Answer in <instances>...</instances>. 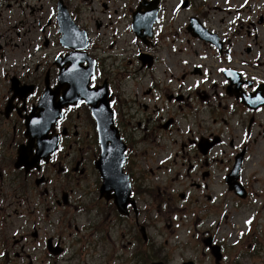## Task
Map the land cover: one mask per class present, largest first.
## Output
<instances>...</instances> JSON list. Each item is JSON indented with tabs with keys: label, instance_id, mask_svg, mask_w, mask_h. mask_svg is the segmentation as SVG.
Returning <instances> with one entry per match:
<instances>
[{
	"label": "flooded vegetation",
	"instance_id": "af4514ba",
	"mask_svg": "<svg viewBox=\"0 0 264 264\" xmlns=\"http://www.w3.org/2000/svg\"><path fill=\"white\" fill-rule=\"evenodd\" d=\"M119 1L90 0L100 17L94 26L83 23L74 0H0V231L13 215L23 218L19 227L27 229L29 213L41 212L36 195L39 191L44 196L41 188L54 182L53 173L60 175L65 189L78 185L83 175L75 202L71 201L75 190L63 193L64 205L72 207L63 234L51 233L48 222L44 228L41 222L33 223L23 241L37 251L35 256L25 253L29 264H196L200 260L239 264L244 254L232 253L242 244L235 238L239 232L230 235V242H222L207 228L199 231V238L190 244L197 258L181 260L167 252L170 242L164 234L173 236L177 214L187 205L204 197L213 199L205 164L215 148L225 145L217 133L222 127L219 115L224 110L255 108L258 102L253 95L258 90L263 95L259 105L264 104V0H176L172 10L164 4L157 7L159 0H137L134 8L124 10L114 5ZM182 14H186L182 30L175 33L167 24ZM106 30L113 33V47L125 38L133 44L125 72L132 73L141 64L139 82L121 97L117 91L123 83L116 88L105 77L97 53L106 42ZM240 41L251 58L242 55L244 50L237 51ZM85 44L91 45L97 60L92 87L98 118L88 105L69 107L60 99L88 72L86 58L71 49ZM45 97L49 98L48 131L32 134ZM60 113L63 120L55 125ZM253 113H262V108ZM75 114L71 125L69 117ZM104 118H112L116 136H121L126 150L122 173L128 180L127 184L125 176L116 177L117 164L112 168L115 172L107 168L113 175L108 190L98 169L102 155L98 126ZM80 120L90 127L86 132L79 130ZM252 140L243 131L239 145ZM231 146L234 156L241 153ZM170 165L178 169L166 177ZM19 180L22 193L16 185ZM240 181L246 188L250 178L241 176ZM227 185L228 178L222 176L218 188L226 191ZM195 189L198 197L188 196ZM51 196V204L60 206L56 193ZM182 201L185 205L179 207ZM222 216L236 229L230 211ZM202 220L196 221L200 227ZM2 231L0 244H5ZM6 250H0V259L7 257ZM41 251L48 255L43 263L35 258Z\"/></svg>",
	"mask_w": 264,
	"mask_h": 264
},
{
	"label": "rangeland",
	"instance_id": "374dc122",
	"mask_svg": "<svg viewBox=\"0 0 264 264\" xmlns=\"http://www.w3.org/2000/svg\"><path fill=\"white\" fill-rule=\"evenodd\" d=\"M90 0H74L73 6L77 8L78 12L81 14V19L83 23H90L95 26V22L100 20V17L96 16L95 9H92V4ZM126 3V6H122L121 3ZM176 0H159L157 7L160 4H164L168 9L172 10L175 5ZM137 4V0H120L114 5L119 6L121 9L127 10V6L134 8ZM98 7L96 4L94 5ZM98 8V12L100 13ZM215 9V8H214ZM259 8H257L258 10ZM262 10H260L261 12ZM158 11L156 12L157 16ZM206 14V13H205ZM186 14H182L181 17L177 20H169L167 26L172 28V30L177 33L178 30H182L184 24V18ZM105 18V17H103ZM108 24V20L105 21ZM155 20H152L151 25L153 26ZM182 24V26H180ZM173 25L175 26L173 28ZM106 42L102 43L103 49L99 50L97 53L101 57L102 63L105 69V77L112 81L115 84L116 88H119L120 84L122 86L117 91V97H121L127 91V88L130 90L134 89L139 82V67L141 66L138 62L137 66L133 69L132 73L125 72L127 70V60H131V54H133V44L129 38L119 40L115 47L111 45V42H115L113 38V33L111 31L107 32ZM115 32V31H114ZM119 32L117 37L119 36ZM131 37V36H130ZM115 44V43H114ZM245 42L240 41L237 45V51L244 50L242 55L245 57H250L248 49H244ZM239 68L243 67L241 64L237 65ZM130 74V76H128ZM262 92L258 90L253 97L258 102V106L250 111H246L241 107L240 111L232 109L230 111L224 110L220 115L219 119L222 120V127L217 131L221 137V141L225 142V145H219L214 151L210 154L209 164H205V167L209 171L211 178V201L206 200L204 197L200 203H190L188 209L185 211H179L177 214L178 221L175 226L173 223V228L176 230L173 234V238H169V235L165 232L164 238L169 239V252L172 259L181 260L188 257L197 258V254L191 246V242L194 238H199L200 232L206 228L209 229L212 234L219 241L230 242V235L232 233H237L235 238L240 241L241 246L233 250L232 253L237 254L238 251H242L243 260L239 264H264V193L261 199L257 202H254L256 197H259L262 191H264V104L259 105L263 102ZM262 108V113L257 114L253 113L257 108ZM86 108L82 109L81 114L85 113ZM206 117V112L202 114ZM76 114L73 117H69V123L74 124L76 120ZM71 118V119H70ZM79 130L86 132L87 128H90L83 121H79ZM243 131L245 133H250L253 136L251 143L244 144L240 147L241 137ZM231 140V142H230ZM237 146L238 151H241V154L247 156L242 160L245 161L243 166L244 173L242 177L250 178L248 186L245 188V198L242 196L236 195L233 191L229 190V185H227L226 191L218 188L219 179L222 176L230 177L231 172H234L237 165V158L240 156H234L236 151H233L231 145ZM226 150L228 154H222V150ZM237 151V152H238ZM243 152V153H242ZM166 155L163 154L161 158H164ZM160 158V159H161ZM208 159V160H209ZM170 169L164 175L168 177L173 172H176L178 169L177 166L170 165ZM80 176V175H79ZM80 183L70 184L66 189L61 186V180L59 174L53 173L54 182L50 183L43 188L41 191H46L44 196L39 195V191L36 195L35 202L36 205L39 200V210L40 213L36 212L35 214H30V221L27 229L23 231L20 229V224L24 222L23 218L18 219L15 215L8 217V222L3 227L2 238L5 240V244H0V250L7 249V257L0 259V264H29L28 259L24 258L25 253L35 254L34 249H30V244L25 245V238L29 237V233L32 230L33 223L41 222L43 228L47 226V222L51 224V233L63 234L67 220L69 219L70 212L72 210L71 204L64 205L63 203V193L67 190L74 191L75 196L71 201L75 202V198L79 196V186ZM200 175H197V179H200ZM235 177V176H232ZM236 178V177H235ZM238 180V179H237ZM19 187L18 193H22L23 187L22 180H19L16 184ZM216 185L217 187H214ZM30 185L27 184L25 190L30 189ZM222 191V192H220ZM57 195V198L61 202L60 206H55V202L51 204V201L54 196ZM254 193V196L251 194ZM198 190H192L188 193V196L198 197ZM223 195V196H222ZM69 200V199H68ZM184 201V200H183ZM178 202L179 207L185 205L184 202ZM8 206V205H7ZM50 207L51 211L49 212L48 208ZM12 210H15L16 205H10ZM24 210V208H20ZM48 210V211H47ZM230 211L231 214L237 221L236 229L232 226L231 221H224V216L222 214ZM9 213H12L10 211ZM202 218V226L199 230H196L195 223L197 218ZM212 221H216V224H211ZM248 221H251L249 224ZM25 223V222H24ZM38 225V223H37ZM59 230V231H58ZM0 231V232H1ZM218 232H221V235H218ZM199 233V234H197ZM42 234V232H41ZM22 236V238H21ZM34 244V243H33ZM252 244L253 247H250ZM5 245V246H4ZM26 246V248H25ZM43 250V249H41ZM23 255V256H22ZM228 255H233L228 253ZM35 256V255H34ZM40 263L47 261L48 255L46 251H41V253L35 257ZM5 259V261H3ZM3 261V262H2ZM197 264H210L208 260L197 261Z\"/></svg>",
	"mask_w": 264,
	"mask_h": 264
},
{
	"label": "water",
	"instance_id": "95a60500",
	"mask_svg": "<svg viewBox=\"0 0 264 264\" xmlns=\"http://www.w3.org/2000/svg\"><path fill=\"white\" fill-rule=\"evenodd\" d=\"M105 187H106V190H108V186L106 185ZM126 195H127V194H126ZM127 196H128V195H127Z\"/></svg>",
	"mask_w": 264,
	"mask_h": 264
},
{
	"label": "snow or ice",
	"instance_id": "6c2138e0",
	"mask_svg": "<svg viewBox=\"0 0 264 264\" xmlns=\"http://www.w3.org/2000/svg\"><path fill=\"white\" fill-rule=\"evenodd\" d=\"M248 223L250 224V223H251V221H248Z\"/></svg>",
	"mask_w": 264,
	"mask_h": 264
}]
</instances>
